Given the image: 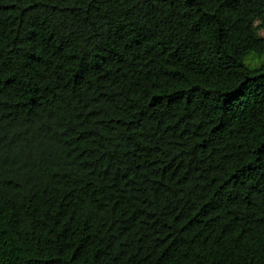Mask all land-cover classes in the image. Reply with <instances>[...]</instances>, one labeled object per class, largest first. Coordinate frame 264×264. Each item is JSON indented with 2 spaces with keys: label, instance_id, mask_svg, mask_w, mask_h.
Returning a JSON list of instances; mask_svg holds the SVG:
<instances>
[{
  "label": "trees",
  "instance_id": "1",
  "mask_svg": "<svg viewBox=\"0 0 264 264\" xmlns=\"http://www.w3.org/2000/svg\"><path fill=\"white\" fill-rule=\"evenodd\" d=\"M0 0V264H264V0Z\"/></svg>",
  "mask_w": 264,
  "mask_h": 264
},
{
  "label": "rangeland",
  "instance_id": "2",
  "mask_svg": "<svg viewBox=\"0 0 264 264\" xmlns=\"http://www.w3.org/2000/svg\"><path fill=\"white\" fill-rule=\"evenodd\" d=\"M215 5V0H209L208 6L213 7Z\"/></svg>",
  "mask_w": 264,
  "mask_h": 264
}]
</instances>
